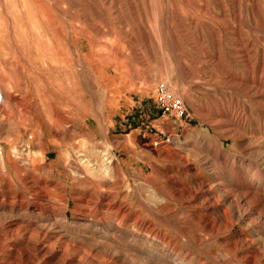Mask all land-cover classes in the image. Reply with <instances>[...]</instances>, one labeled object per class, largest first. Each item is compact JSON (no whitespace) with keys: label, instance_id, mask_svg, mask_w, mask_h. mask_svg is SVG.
Listing matches in <instances>:
<instances>
[{"label":"rangeland","instance_id":"374dc122","mask_svg":"<svg viewBox=\"0 0 264 264\" xmlns=\"http://www.w3.org/2000/svg\"><path fill=\"white\" fill-rule=\"evenodd\" d=\"M0 234V264H264V0H0Z\"/></svg>","mask_w":264,"mask_h":264},{"label":"built area","instance_id":"2783aa9c","mask_svg":"<svg viewBox=\"0 0 264 264\" xmlns=\"http://www.w3.org/2000/svg\"><path fill=\"white\" fill-rule=\"evenodd\" d=\"M155 102L163 115L171 114L177 119L187 117V111L183 102L166 83H160L156 87Z\"/></svg>","mask_w":264,"mask_h":264},{"label":"bare ground","instance_id":"6f19581e","mask_svg":"<svg viewBox=\"0 0 264 264\" xmlns=\"http://www.w3.org/2000/svg\"><path fill=\"white\" fill-rule=\"evenodd\" d=\"M13 219V218H11ZM8 229V233L10 234V236H14V235H18V232L19 230L21 229L20 227V224H18L16 221H7L5 223V230ZM3 236L0 234V252L2 251V247H3V244H2V241H3ZM20 241V240H19ZM23 241V240H22ZM26 241V240H25ZM28 242V241H27ZM48 242V241H47ZM31 243V242H30ZM33 243V242H32ZM38 246V245H37ZM48 248V247H46ZM42 251V250H41ZM36 252V251H35ZM47 253V252H46ZM73 258H72V261L73 262H76V264H80L81 263V256L79 254V251H73ZM32 255V254H31ZM56 255V254H55ZM59 255V254H58ZM68 252L67 250H63L61 253H60V261L62 259H65L68 257ZM29 256V255H28ZM8 264V263H7ZM30 264V263H29Z\"/></svg>","mask_w":264,"mask_h":264}]
</instances>
